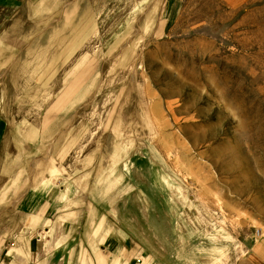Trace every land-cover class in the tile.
<instances>
[{
  "label": "rangeland",
  "instance_id": "374dc122",
  "mask_svg": "<svg viewBox=\"0 0 264 264\" xmlns=\"http://www.w3.org/2000/svg\"><path fill=\"white\" fill-rule=\"evenodd\" d=\"M220 2L216 40V0H0V264H264V167L181 132L264 110V0Z\"/></svg>",
  "mask_w": 264,
  "mask_h": 264
},
{
  "label": "bare ground",
  "instance_id": "6f19581e",
  "mask_svg": "<svg viewBox=\"0 0 264 264\" xmlns=\"http://www.w3.org/2000/svg\"><path fill=\"white\" fill-rule=\"evenodd\" d=\"M237 0H231V4L236 5ZM241 3L245 0H240ZM220 0H216L214 9V30L216 40L219 38L221 13H220ZM248 6L244 8V4L240 6V32L236 35L240 37L241 49L244 52L248 48V33L252 28L249 26ZM239 22L237 23L238 26ZM258 44V41L253 43ZM217 54L213 57L215 71L219 72V63L216 62ZM213 60V59H212ZM218 60V58H217ZM257 61V58L252 60ZM247 64V63H246ZM239 71H243L245 68H236ZM234 74V71L231 72ZM241 103L242 98H236ZM195 114L200 115L205 121L209 119V116L213 111L207 109L195 108ZM217 123L211 125L210 130L201 131L199 125L195 120L184 119L181 125V132L184 136H188L194 147L200 139H212L213 143L208 146L210 150V157L214 162L215 168L219 170L223 175V180L236 187L238 191H243L245 186H251L259 178L258 171L264 167V110L249 108L244 106L232 107L226 114H220L217 116ZM225 132L231 133V139H227L221 136ZM183 157L186 159L188 155L187 146L185 142L182 143ZM199 165V162L195 164V167ZM250 167V170H247ZM182 173L187 179V175H191V180L194 183H199V176L197 170L192 169L184 162L182 164ZM214 181V180H212ZM186 207V206H185ZM189 211L186 207L183 211V229H189L187 225V217ZM198 212L194 210L192 212L193 224H197ZM196 233L194 232L193 235ZM192 235V236H193ZM188 244V241L186 242Z\"/></svg>",
  "mask_w": 264,
  "mask_h": 264
}]
</instances>
